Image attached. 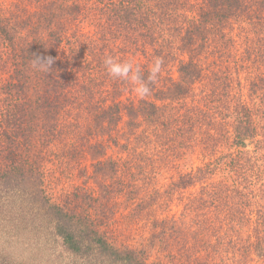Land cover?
<instances>
[{"label": "trees", "instance_id": "16d2710c", "mask_svg": "<svg viewBox=\"0 0 264 264\" xmlns=\"http://www.w3.org/2000/svg\"><path fill=\"white\" fill-rule=\"evenodd\" d=\"M90 15L105 16L108 27L146 36L154 43L162 41L155 38L164 41L172 32L178 50L186 56L179 60L178 79L170 77L162 88L151 85V99L145 97L138 104L115 101L102 107L92 105L93 139L109 136L123 117L129 132L143 120L159 121L167 102L187 98L199 85L212 86L201 57L214 37L235 41L245 49L248 60L255 62L264 49V0H0V264H64L61 258L65 257L67 264H148L147 249L156 243L163 249L178 244L186 256L193 251L187 246L193 236L201 234L196 228L203 233L214 227L228 228L231 222L238 226V218L242 220L238 229L248 232L240 242L243 253L257 256L264 264V186L253 188L260 176L257 174L264 173V160L259 162V148L249 149L254 141L258 145L257 123L264 120V73L255 75L249 86L251 95L261 99L262 108L254 111L243 102L231 106L235 151L216 157L215 163H206L197 176L189 173L176 182L175 190L169 193L202 184L191 202L195 208L188 209L181 223L175 218L155 219L145 247L117 246L106 222L95 217L100 202L107 204L102 205L103 217L111 212L108 203L115 193L113 183L119 180L115 161L103 158L106 150L101 139H90L88 148L92 178L102 195L95 197L85 191L83 198L67 197L65 203L48 197L44 189L45 151L59 137L66 112L93 96L91 85H86L91 80L90 70L83 68L81 52L66 53V48L72 49V29ZM37 56L53 59L49 71L32 68L30 61ZM227 82L226 77H220L212 93L225 94ZM194 118L183 119L194 126ZM202 120L197 116L198 125L206 121ZM177 127V134L201 144L204 150H211L210 140L216 143L220 138V134L211 135L206 130L199 140L191 128L184 131ZM220 168L231 172L233 180L226 183L209 178ZM110 178L112 183L106 181ZM247 207L251 210L241 212ZM26 251L31 257L25 256ZM43 251L44 256L40 254ZM254 259L245 258V263Z\"/></svg>", "mask_w": 264, "mask_h": 264}, {"label": "rangeland", "instance_id": "374dc122", "mask_svg": "<svg viewBox=\"0 0 264 264\" xmlns=\"http://www.w3.org/2000/svg\"><path fill=\"white\" fill-rule=\"evenodd\" d=\"M82 23L72 29L69 38L72 49L66 48V53L69 55L73 52H81L83 68L91 72H87L91 75V80L87 81L86 85H91L90 91H93L94 97L89 96V100H81L80 106L72 107L66 112L60 126L59 137L45 151L44 189L55 203H65L67 197L81 199L85 191L95 197L102 195L99 184L92 178L93 161L88 148L89 140L93 139L91 131H95L92 123V115L95 113L91 110L92 105L97 104L102 107L115 101H121L123 104H138L140 99L145 98L137 96L130 83L109 77L103 66L104 58L111 55L119 60H132L134 64L139 65L143 73L147 72L148 75L154 57H163L164 65L155 82L157 88H162L170 77L178 79L179 60L186 57L178 50L172 32L164 36V41L162 37L155 38L157 41H162L154 43L146 36L108 27L110 22L105 16L90 15ZM244 50V48L241 50L235 41L221 36L214 37L211 44L204 48L201 57L204 73L211 74L209 79L214 81L212 86L199 85L187 98L174 103L167 102L164 115L159 121L143 120L134 132H129L126 127V117H123L119 125L111 130L109 136L93 139L94 142L96 139H101L106 150L103 158L113 159L119 169V180L113 181L116 182L113 183L114 186L116 185L115 193L111 194L112 198L108 203L111 212L103 217L102 208L107 204L101 202L94 212L95 217L102 218L106 222V228L117 246L133 249L145 247L153 232L152 224L155 219L167 221L168 218H175L181 223L188 209L195 208V204L191 202L194 195L202 190V184H196L183 192L178 190L169 193V191L175 190V184L182 176L189 173L197 176L199 169L206 163H215L216 157L221 159L223 154L235 151L231 135V106L234 108L235 103L243 102L254 111L262 108L261 99L251 95L249 86L253 78L256 79V76L264 73V49L258 52L257 62L248 60ZM220 77L228 79L225 94L222 96L212 93L213 88L219 84ZM204 94L208 97L203 96ZM152 95L147 97L151 99ZM210 96L212 98L208 99ZM177 116H179L178 120ZM193 116H196L194 121L197 126H191L183 119ZM197 116L203 119L202 121L205 119L206 121L198 125ZM257 124L260 126V136L256 141L259 142L257 145L254 141L249 149L254 151L259 148L258 158L261 162L264 160V120L258 121ZM176 126L184 131L191 128L190 131L195 133L199 140L206 130L211 135L220 134V138L216 143L210 140L211 150H204L201 144L197 146L187 137L185 139L182 134H177L174 128ZM216 148L218 154L214 155L216 151H213ZM230 174L228 170L224 172L220 168L209 178L221 179L227 183L230 182V178L233 180ZM257 175L260 176L258 180H254L256 187L251 185L256 190L264 186V173ZM106 181L112 183L111 178ZM156 191L159 192L155 193ZM101 199L104 202L105 198ZM140 199L143 203H139ZM250 210V207L242 208L241 212ZM221 217L226 218L222 213ZM237 221L238 226L231 222L228 228L226 225L220 226V229L214 227V232L208 229L202 233L201 229L196 228V232L201 234L197 238L193 236L192 243L187 245L193 251L186 256L178 244L163 249L159 243H156L154 247L147 249V263L247 264L245 258L247 260L255 258L253 261H248V264H261L257 256L246 257L243 253L240 242L248 232L247 229L239 230L242 220L238 218ZM25 253L26 257H31L28 251ZM40 254L44 256L46 251ZM61 259L64 264L69 263L68 258Z\"/></svg>", "mask_w": 264, "mask_h": 264}, {"label": "clouds", "instance_id": "9594fccd", "mask_svg": "<svg viewBox=\"0 0 264 264\" xmlns=\"http://www.w3.org/2000/svg\"><path fill=\"white\" fill-rule=\"evenodd\" d=\"M31 66L35 71H49L54 63L51 57H34ZM164 65L163 57H154L150 71L145 78L139 65L134 64L132 60H119L114 56L108 55L103 60V66L109 77L115 80H121L132 85L134 93L143 98L152 92L151 85L159 78Z\"/></svg>", "mask_w": 264, "mask_h": 264}]
</instances>
